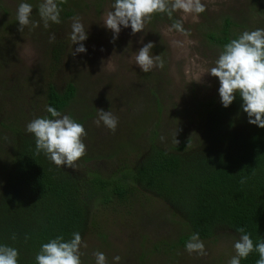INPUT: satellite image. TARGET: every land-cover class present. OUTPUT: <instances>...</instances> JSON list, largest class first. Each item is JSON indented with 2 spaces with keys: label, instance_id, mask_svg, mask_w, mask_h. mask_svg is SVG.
Instances as JSON below:
<instances>
[{
  "label": "rangeland",
  "instance_id": "rangeland-1",
  "mask_svg": "<svg viewBox=\"0 0 264 264\" xmlns=\"http://www.w3.org/2000/svg\"><path fill=\"white\" fill-rule=\"evenodd\" d=\"M255 1L258 2L201 0L206 11L183 21L188 35L168 31L183 15L178 11L173 13L174 18L146 21L144 30L135 34L130 26H121L113 40L114 34L103 20L114 0H69L73 14L64 17L61 11V23L50 22L47 29L38 11L42 0H0V121L18 118L19 123L10 124V130L25 128L31 120L46 114L41 93L48 81L58 86L73 81L77 87L71 103L74 117L87 116L84 119L87 135L82 139L86 145L83 158L89 160L80 165L81 157L72 169L97 168L104 175L111 172L119 158L128 154V158H133L131 151L148 138L153 128L161 133L164 145L182 141L194 134L202 112L199 103L220 99L218 78L205 71L214 66L221 50L206 41L205 33L220 25L225 15L238 22L246 21L254 30L264 18V8L258 13ZM22 2L32 5L30 20L38 22V26L33 28L30 24L20 32L16 12ZM76 16L81 18L88 35L85 41L72 44L69 36L72 18ZM248 28H238V34ZM53 33L65 46L56 67L49 54L54 43L49 42V36ZM149 41L155 45L152 55H160L164 66L143 72L135 64L134 56ZM79 43L87 51L73 56L71 51ZM157 99L161 101L159 116ZM184 107L189 109L188 115ZM98 109L118 117L114 132L103 123L100 126L93 123ZM61 114L68 115V110ZM10 138V133L0 126V188L6 181L4 170L10 160ZM109 151L117 153L112 160L106 157ZM100 152L104 155L100 156ZM131 199L114 207L94 209V223L82 238L87 245L81 246L82 264H95L93 253L97 251L105 254L108 264H117L115 256L121 258L118 264H228L233 256L238 238L219 229L215 240H203L206 255L189 254L184 245H177L169 257L162 252V243L176 242L185 226L152 193L135 192ZM159 242L161 250L152 252Z\"/></svg>",
  "mask_w": 264,
  "mask_h": 264
},
{
  "label": "trees",
  "instance_id": "trees-1",
  "mask_svg": "<svg viewBox=\"0 0 264 264\" xmlns=\"http://www.w3.org/2000/svg\"><path fill=\"white\" fill-rule=\"evenodd\" d=\"M257 1L256 11L261 13L264 0ZM68 4L69 0L59 5L64 17L74 12ZM164 17L168 15L154 14L150 21ZM262 21L257 28H264V18ZM240 27L252 30L246 21L225 15L220 25L205 33L206 41L222 50L240 35ZM64 52L63 42L56 40L49 51L54 67ZM41 94L46 106L59 112L68 110L69 116L85 126L87 116L74 117L71 103L77 87L73 81L60 86L48 81ZM160 102L155 100L158 116ZM242 103L238 93L228 107L220 99L201 101L202 112L193 135L164 145L161 133L153 128L143 145L133 148L132 159L130 154L119 158L105 175L97 168L57 167L43 152L36 154L35 137L26 127L10 130V124L19 123L18 118L6 117L0 126L11 135V152L4 170L6 181L0 188V245L18 249V264H36L43 243L58 235L69 240L73 232L83 238L94 223L95 208L132 201L135 192H150L161 199L185 226L175 243H162V252L169 257L174 247L185 246L193 233H199L202 241L215 240L221 229L239 239L237 229L243 227L254 244L264 239V128L248 122ZM46 116L51 118L47 111L42 117ZM111 153L106 157L112 160L117 153ZM81 159L80 165L89 160ZM160 243L152 252L161 250ZM258 258L254 251L240 264H255Z\"/></svg>",
  "mask_w": 264,
  "mask_h": 264
},
{
  "label": "clouds",
  "instance_id": "clouds-1",
  "mask_svg": "<svg viewBox=\"0 0 264 264\" xmlns=\"http://www.w3.org/2000/svg\"><path fill=\"white\" fill-rule=\"evenodd\" d=\"M67 3V0H42L38 6L39 16L47 29L50 22L61 23L59 5ZM182 12L183 15L176 20L168 29L175 30L181 34L189 33L183 27V21L189 16L197 18L198 14L206 11V6L201 0H114L111 10L107 11L103 24L113 32V40L121 31V26L131 27L132 34L144 30L145 22L150 21L154 14L165 13L169 18L174 12ZM32 5L22 2L18 5L16 19L19 22L18 31L31 24L33 28L38 22L30 20ZM87 31L81 18H72L70 40L72 44L85 41ZM56 35L49 36V42H55ZM174 43L179 44V41ZM154 43L149 41L139 48L134 56L135 64L141 71L149 72L153 67L163 68L164 62L160 55H152L151 49ZM87 49L83 43L71 51L84 53ZM218 78V94L220 102L228 107L235 99L236 94L242 98V110L247 114L248 122L264 128V28L245 30L237 38L223 46L214 66L207 71ZM49 117H37L26 125V132L35 137L36 154L41 152L57 167L66 165L75 168L76 162L86 154V145L83 137L87 135L82 124L78 123L69 115H62L56 108L46 106ZM96 126L101 123L111 131H115L118 124V117L109 111L98 109L97 118L93 121ZM176 143L178 141L176 140ZM241 179V183H244ZM241 235L234 242L235 255L228 264H240L241 259H246L250 253L257 252L259 258L255 264H264V239L254 244L249 233L243 227L237 229ZM28 237L26 236L25 239ZM12 239L15 240V234ZM83 243L79 232H73L69 240L62 235L43 243L35 256L36 264H82L81 246ZM185 250L191 254L206 255L205 245L199 237V233H193L185 244ZM95 264H108L103 252H94ZM18 249L0 245V264H18ZM114 261H120V256H115Z\"/></svg>",
  "mask_w": 264,
  "mask_h": 264
}]
</instances>
